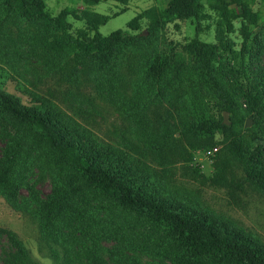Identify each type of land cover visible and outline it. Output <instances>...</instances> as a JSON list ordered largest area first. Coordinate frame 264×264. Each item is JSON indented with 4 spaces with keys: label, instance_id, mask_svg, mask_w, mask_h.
I'll return each mask as SVG.
<instances>
[{
    "label": "trees",
    "instance_id": "16d2710c",
    "mask_svg": "<svg viewBox=\"0 0 264 264\" xmlns=\"http://www.w3.org/2000/svg\"><path fill=\"white\" fill-rule=\"evenodd\" d=\"M103 1L109 0L84 3ZM113 1L127 4L130 0ZM207 7L218 27L215 41L198 36L209 18ZM168 9L176 19L196 21L197 36L180 50L160 47L168 45L160 31ZM251 12L245 0H169L163 10L154 6L128 22L136 31L139 19L147 16V35L144 30L132 33L123 29L104 35L96 29L109 17L89 11L85 18L90 27L74 34L66 20L67 11L50 17L43 0H0V61L15 66L22 59L28 73L65 77L69 82L95 76L97 85H109L106 95L111 106L133 123L131 131L140 135L146 148L157 144L158 152H163L164 145L180 150L185 148L184 142L191 147H212L216 134H222L227 147L218 154L221 163L216 176L228 186L233 163L242 167L244 181L264 194L263 34L253 35L243 45L242 55L247 54L249 61L241 67L225 61L223 54L236 53L232 38L236 21L243 23L244 39L249 40L245 25ZM20 46L31 47L44 65L35 68ZM35 46H43V51ZM127 67H131V76L126 79L123 72ZM12 69L24 73L19 66ZM66 93L79 102L80 95L71 89ZM205 101L209 111L204 110ZM210 108L218 113H210ZM223 111L230 112V126L222 121ZM151 115L156 116L158 127L152 125ZM247 118L254 122L248 128L255 134V142L249 141L254 145L247 144L248 137L242 132ZM79 126L51 98L27 105L0 88V135L7 139L0 156V195L36 221L39 242L56 261L264 264L263 241L194 198L180 197L166 178L151 173L138 158L145 151L139 142L122 137L120 149L93 139L85 146ZM35 168L41 176L47 172L52 176V189L45 196L30 182ZM230 182L238 184L232 174ZM22 188L27 189V196H21ZM7 234L16 248L14 260L31 264L18 234L10 230ZM105 240L112 243L104 245Z\"/></svg>",
    "mask_w": 264,
    "mask_h": 264
},
{
    "label": "rangeland",
    "instance_id": "374dc122",
    "mask_svg": "<svg viewBox=\"0 0 264 264\" xmlns=\"http://www.w3.org/2000/svg\"><path fill=\"white\" fill-rule=\"evenodd\" d=\"M46 5V10L50 17H57L64 11H67V23L70 25L72 33H76L79 28H89L90 22L85 18V11L89 13H97L100 18L106 16V23L98 25V30L104 35H108L118 29H123L132 33L141 30H147L150 19L147 16L141 17L138 21L139 30H131L128 27V22L135 16H141L145 10L156 6L157 9L163 10L169 0H130L127 4H122L117 1H103L95 5H87L84 0H43ZM248 7L251 9V18H246V35L249 40L244 39L243 23L240 20L236 21V31L232 33L234 48L236 53L232 55L228 51H223L225 61L232 63V66L241 67L242 63L249 61L247 54L242 55V49L245 43L249 42L253 35L261 32L264 38V0H245ZM207 7L206 15L208 20L203 22V31L198 34L202 39L215 41L214 36L218 29L214 20V13ZM257 19H256V15ZM99 18V17H98ZM161 35L165 36L167 46H160L166 50H180L182 45L189 42L196 33V21L176 19L172 10L168 9L162 20L160 27ZM94 32V31H93ZM29 63L34 67L44 65L43 58L34 55L31 47L20 46ZM42 52L43 46H35ZM40 47V48H39ZM241 50V52H240ZM39 52V53H40ZM84 55H80L83 57ZM264 60V55L261 56ZM5 61H0V88L18 96L22 102L27 105H39L45 97L51 98L54 102L60 105V108L73 120L77 121L80 126L78 132L80 141L85 146H89L93 139L110 144L114 147L123 148L122 137L129 138L132 142H139L140 147L144 149V153L138 158H142L143 164L150 167L151 173H156L161 178L174 186L175 192L186 200L194 198L197 203L203 207H209L216 213L234 220L239 226L249 231L254 237L264 242V194L257 190L253 185L247 184L244 181V173L242 167L237 166L231 170V174L236 178L238 184L234 185L230 182L231 174L228 173L229 185H225L223 179L216 176V168L221 163L218 158L223 148L227 147L224 136L216 134L215 145L212 147L197 146L191 147L187 142H184V147L180 150L168 149L167 146H162L163 152H158L156 146L146 148L145 143L140 141V135L135 134L131 127L133 123L121 116L119 111L111 106L109 95L107 96V87L97 85L95 76L84 77L80 76L78 80L69 82L65 77L59 79L56 77L45 76L40 77L35 71L28 73L23 70V60L15 61V66H19L24 72L23 75L18 74ZM258 64V60L255 61ZM130 68L124 69L123 76L126 79L131 76ZM34 81L33 84L24 81L21 77ZM75 83V84H71ZM71 89L77 95H80L79 102L74 101L72 95L66 92ZM52 92V94H51ZM64 93L68 96L64 95ZM103 97H102V95ZM70 99V100H69ZM91 100L87 102L85 100ZM205 103V111H209V104ZM204 107L201 104V109ZM218 113L215 109L210 108V113ZM166 115V112H162ZM221 115V114H220ZM232 115V114H231ZM168 117V116H167ZM153 120L152 125H156V116L151 115ZM243 126L242 132L246 135L247 144L249 141L255 142V134L248 130L253 126ZM180 134L177 132L176 136ZM7 142L0 135V156ZM160 144V143H159ZM242 144V142H241ZM243 145V144H242ZM244 146V145H243ZM255 147V146H254ZM251 147V150L254 149ZM216 148V150H215ZM126 150V149H124ZM33 175L29 176L30 182L39 190L40 196H45L52 189V176L47 172L44 176L40 175L39 168H35ZM241 184V185H239ZM177 189H176V188ZM21 196H27L26 188L20 190ZM13 231L18 234L24 243V246L30 253L31 264H61L62 261H56L48 247L42 245L39 237V228L36 221L28 214L21 210L12 208L0 195V264H28L22 261H15L14 254L16 248L11 242L7 231ZM104 245H109L111 241H103ZM62 251L64 249L62 248ZM76 251V250H75ZM151 260V259H150ZM144 261H149L145 258ZM72 264H90L86 258H76Z\"/></svg>",
    "mask_w": 264,
    "mask_h": 264
},
{
    "label": "water",
    "instance_id": "95a60500",
    "mask_svg": "<svg viewBox=\"0 0 264 264\" xmlns=\"http://www.w3.org/2000/svg\"><path fill=\"white\" fill-rule=\"evenodd\" d=\"M144 35L148 34L147 30L143 31ZM223 123L226 124L227 126H230L232 124V121L230 120V112L228 111H223ZM252 119L251 118H247L245 121V126H250L252 124Z\"/></svg>",
    "mask_w": 264,
    "mask_h": 264
},
{
    "label": "built area",
    "instance_id": "2783aa9c",
    "mask_svg": "<svg viewBox=\"0 0 264 264\" xmlns=\"http://www.w3.org/2000/svg\"><path fill=\"white\" fill-rule=\"evenodd\" d=\"M215 150H216V148H215Z\"/></svg>",
    "mask_w": 264,
    "mask_h": 264
}]
</instances>
